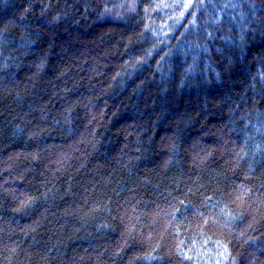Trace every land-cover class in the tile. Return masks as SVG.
Returning <instances> with one entry per match:
<instances>
[{
	"label": "trees",
	"instance_id": "obj_1",
	"mask_svg": "<svg viewBox=\"0 0 264 264\" xmlns=\"http://www.w3.org/2000/svg\"><path fill=\"white\" fill-rule=\"evenodd\" d=\"M0 264H264V0H0Z\"/></svg>",
	"mask_w": 264,
	"mask_h": 264
}]
</instances>
